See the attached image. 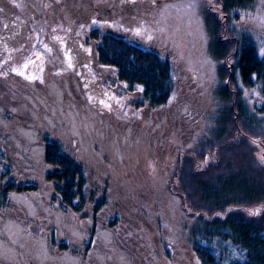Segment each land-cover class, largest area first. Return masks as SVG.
I'll return each instance as SVG.
<instances>
[{"label": "trees", "instance_id": "trees-1", "mask_svg": "<svg viewBox=\"0 0 264 264\" xmlns=\"http://www.w3.org/2000/svg\"><path fill=\"white\" fill-rule=\"evenodd\" d=\"M200 1L0 0V27L22 21L25 33L61 37L70 49L78 38L98 39L105 63L127 71L135 62L112 98L120 120L134 118V132L146 134L131 142L138 156L97 178L103 189L84 179V165L47 158L60 168L65 204L87 213L84 260L102 230L115 247L110 264H264V50L254 38H264V0ZM133 5L137 26L116 14ZM50 6L66 16L48 33L32 13L16 16ZM117 28L150 39V53L111 39ZM11 190L0 188V206Z\"/></svg>", "mask_w": 264, "mask_h": 264}, {"label": "flooded vegetation", "instance_id": "flooded-vegetation-1", "mask_svg": "<svg viewBox=\"0 0 264 264\" xmlns=\"http://www.w3.org/2000/svg\"><path fill=\"white\" fill-rule=\"evenodd\" d=\"M19 24L22 21L9 30L0 27V188L14 189L8 191L7 205L0 206V264H110L107 252L113 253L115 247L102 230L94 239L100 244H91L92 259L84 260L87 213L65 204L57 190L60 168L47 158L53 154L68 158L76 170L84 165V179L104 188L97 178L113 175L117 169L113 163L117 166L125 158L123 146L131 148L132 141L146 136L134 132V118L126 122L117 116V109L112 111L119 104L114 96L125 89L117 78L132 74L135 62L131 56L130 69L120 71L101 60L98 39L78 38L70 49L61 37L38 41L35 30H31L34 36H25ZM120 32L124 31L117 28L111 39L122 40L129 50L150 53V39ZM36 38L43 50L33 47ZM28 51L43 59L35 71L15 73L12 63L19 60V65ZM67 77L70 87L65 84ZM46 144L53 150H47ZM110 163L114 168L103 170ZM55 232L61 234L57 243Z\"/></svg>", "mask_w": 264, "mask_h": 264}, {"label": "rangeland", "instance_id": "rangeland-1", "mask_svg": "<svg viewBox=\"0 0 264 264\" xmlns=\"http://www.w3.org/2000/svg\"><path fill=\"white\" fill-rule=\"evenodd\" d=\"M201 3V4H200ZM200 7H203V8H205V3H206V0H202V1H200ZM128 6H130V5H128ZM127 8V10H125ZM129 8H131V7H129ZM129 8L128 7H126V6H124L123 8H122V10L121 9H119V8H117V11H116V14H117V18L120 16V13L123 15L124 14V16L126 17V20H127V22H128V24L129 25H134V26H137V25H139V23H138V20L136 19V17L134 18V16H135V14H136V12H135V5H133L132 6V8H131V10H129ZM137 8V7H136ZM150 8V7H149ZM162 8H164L163 6H162ZM161 8V9H162ZM142 8H140L138 11H140ZM24 12H22V11H20L19 12V10H18V15H21V16H23V17H25V18H30V16H29V14H33L34 15V19H36L35 20V25L37 26V22H43L42 24H38L39 26H37V27H41L42 28V30H44L43 29V27H45V29H46V32L48 33V32H50V30H52L51 28H53V29H55V27L57 26V19L59 18V19H63L66 15H65V12H64V9H61V10H59V12L57 13L56 12V8L54 7L53 9L51 8V6L49 7V8H47L46 10H43L42 8H40V9H37V8H35V10L34 9H28V11L25 9V7H24ZM29 10H31V11H29ZM119 11H120V13H119ZM137 11V12H138ZM156 12V11H155ZM20 13V14H19ZM112 13V12H111ZM115 13V12H114ZM78 14V16L79 17H82L83 15H84V13H83V15L81 14V13H77ZM81 14V15H80ZM105 14H107V13H105ZM145 15H147V12H146V10H145ZM85 16V15H84ZM114 16V15H113ZM140 16V15H139ZM139 16H137V17H139ZM168 15H166L165 14V16H164V18H166ZM175 16V15H174ZM104 17L105 18H110L111 16H109V15H104ZM163 18V17H162ZM161 18V19H162ZM163 18V20H165ZM187 22V21H186ZM138 23V24H137ZM191 23H193V21L191 22ZM67 24H70V21H69V19H67ZM32 27V26H31ZM195 28H196V30H197V32H195L196 34L199 32V29H197V27H196V23H194L193 24V26H192V29H193V31H195ZM115 29V28H114ZM114 29H113V31H114ZM54 32L55 33H58L57 32V30H54ZM120 33H124V32H120ZM193 34V33H192ZM25 36H30V37H32V36H34V34L31 32V31H29V32H26L25 34H24ZM164 34H162V36H163ZM165 36V35H164ZM55 38H57L56 36H54ZM53 37V38H54ZM254 38H255V40H256V43H257V45H258V47H259V49H260V51L262 52L263 50H264V38L263 39H259L258 37H257V35H255L254 36ZM40 38H38V41H40L39 40ZM57 40V39H56ZM37 41V38H36V40H35V42H34V44H33V47H35V48H39L40 47V49L41 50H43L44 49V47L41 45V43L40 42H38ZM42 41H44V40H42ZM58 41V40H57ZM193 42L195 43V38L193 39ZM161 44H162V46H164L165 47V45H166V40H163L162 42H161ZM37 52L39 53V54H41V51L39 50V49H37ZM29 54H31V52L30 51H28L26 54H23V60H22V62H20V64L19 65H17L18 63H19V60L18 61H16V60H14L15 62H14V64L12 63V70L13 71H15V73H18L19 74V70H22V71H26V69H29V71H31V72H33V71H35L36 69V67H37V63H38V61L40 60H42L43 59V56L42 55H40L41 57H40V59L38 58V57H34L33 55H29ZM230 61V60H229ZM212 74V73H211ZM61 82V81H60ZM71 82V78H69V77H67V78H65V84H66V87L69 85V87L72 85V83H70ZM58 83H59V80H58ZM2 84H4V83H2ZM60 84V83H59ZM5 85V84H4ZM69 90L72 92V94H73V96L74 97H77L78 99L80 98L79 97V95H78V93L76 92V91H74V90H72L71 88H69ZM89 91H94V89H90ZM255 92H253L252 93V95H249V97L250 98H254L255 97ZM173 104H174V106L173 107H176L177 109L178 108H181L182 107V105H181V103L180 102H176L175 100L172 102ZM122 110V109H121ZM112 111H115V108H113L112 109ZM116 112H118V110L116 111ZM101 144H103L104 146H105V143L103 142H101ZM133 145H135V144H133ZM100 147H102V146H100ZM122 151H123V153L125 154H123L124 155V157L126 158H128L130 161L132 160V159H134L135 157H137L138 156V154L140 153V151H139V149H137V147H131V148H128V146H123V149H122ZM104 154H106V153H104ZM120 164H121V162H120ZM112 164L110 163V164H105V165H103L102 167H103V170H105V169H107L108 167V169H107V171H111V167H113L114 168V166L113 165H115V167H116V163H113V165L111 166ZM56 233V236H53V242L55 241V243H57L58 242V239H60L61 238V234H59L58 232H55ZM58 237V238H57Z\"/></svg>", "mask_w": 264, "mask_h": 264}, {"label": "water", "instance_id": "water-1", "mask_svg": "<svg viewBox=\"0 0 264 264\" xmlns=\"http://www.w3.org/2000/svg\"><path fill=\"white\" fill-rule=\"evenodd\" d=\"M32 231L35 232L36 230L34 228H32Z\"/></svg>", "mask_w": 264, "mask_h": 264}, {"label": "snow or ice", "instance_id": "snow-or-ice-1", "mask_svg": "<svg viewBox=\"0 0 264 264\" xmlns=\"http://www.w3.org/2000/svg\"><path fill=\"white\" fill-rule=\"evenodd\" d=\"M262 54H264V53H262ZM22 74V73H21Z\"/></svg>", "mask_w": 264, "mask_h": 264}]
</instances>
